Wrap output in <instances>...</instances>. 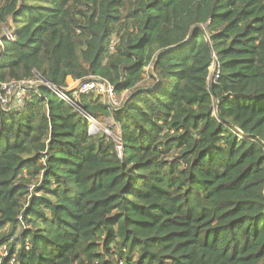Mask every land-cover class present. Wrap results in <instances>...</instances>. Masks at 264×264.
<instances>
[{"label": "trees", "instance_id": "obj_1", "mask_svg": "<svg viewBox=\"0 0 264 264\" xmlns=\"http://www.w3.org/2000/svg\"><path fill=\"white\" fill-rule=\"evenodd\" d=\"M34 71L128 97L40 85L0 106L17 264H264V0H0V82ZM88 115L119 124L122 155Z\"/></svg>", "mask_w": 264, "mask_h": 264}, {"label": "built area", "instance_id": "obj_2", "mask_svg": "<svg viewBox=\"0 0 264 264\" xmlns=\"http://www.w3.org/2000/svg\"><path fill=\"white\" fill-rule=\"evenodd\" d=\"M5 35L11 40L14 39V32L11 30H6ZM115 41V39L112 41V46L115 44ZM212 58L213 61L209 68L208 75V84L210 86L213 83L217 82L221 75V66L218 61V55L215 51L212 52ZM40 85L48 86L49 88L54 90V92H56L61 98L74 105H76L75 101L80 98L81 94H87L90 92L103 94L109 101V104L112 108L120 106L122 102L128 97L127 93H123L121 96L118 95L112 84L98 76L92 75L89 77V79H86L84 81L75 80L73 86H70L67 82L66 87L60 88L54 83L46 80V78L39 71H34L32 76L24 79H12L7 82H0V106L6 110H11L12 108L16 107L21 108L25 104L29 90ZM88 119L91 123V133H93L92 131H94L96 128H100V118H95L88 115ZM116 126L118 127V129L116 128ZM110 127H115V130L109 132L108 135L114 138L116 149L119 155H122L124 145L121 137V128L119 124L114 121ZM33 188L34 186L31 185V192L33 191ZM20 218L22 219V216H20ZM26 228L27 226H24V229ZM17 237V234L11 236L9 242L3 244L0 247V256L5 257L11 254L10 244L15 245L13 256L10 258L11 264L18 263L16 254L20 248L24 247L25 249L29 250L31 247L28 239H26L24 242H21L19 239H17Z\"/></svg>", "mask_w": 264, "mask_h": 264}, {"label": "rangeland", "instance_id": "obj_3", "mask_svg": "<svg viewBox=\"0 0 264 264\" xmlns=\"http://www.w3.org/2000/svg\"><path fill=\"white\" fill-rule=\"evenodd\" d=\"M127 92H124V94H126ZM113 124V119L112 118H100L99 119V126L100 128H96L94 131H92L94 134L98 133L100 131H103L105 133H109L112 130H115V127H110ZM116 128L118 129V127L116 126Z\"/></svg>", "mask_w": 264, "mask_h": 264}, {"label": "crops", "instance_id": "obj_4", "mask_svg": "<svg viewBox=\"0 0 264 264\" xmlns=\"http://www.w3.org/2000/svg\"><path fill=\"white\" fill-rule=\"evenodd\" d=\"M74 81H75V79L74 78H72L71 76L70 77H68V80H67V82H68V84L71 86H73L74 85Z\"/></svg>", "mask_w": 264, "mask_h": 264}, {"label": "water", "instance_id": "obj_5", "mask_svg": "<svg viewBox=\"0 0 264 264\" xmlns=\"http://www.w3.org/2000/svg\"><path fill=\"white\" fill-rule=\"evenodd\" d=\"M143 89V88H142ZM141 89H138L137 91H140ZM126 103H127V99L124 101V103L123 104H121L120 106H118V107H113V108H119V109H121V108H123L125 105H126Z\"/></svg>", "mask_w": 264, "mask_h": 264}]
</instances>
